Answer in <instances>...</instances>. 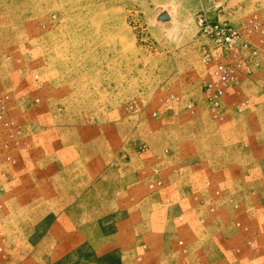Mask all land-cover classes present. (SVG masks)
<instances>
[{
    "label": "rangeland",
    "instance_id": "1",
    "mask_svg": "<svg viewBox=\"0 0 264 264\" xmlns=\"http://www.w3.org/2000/svg\"><path fill=\"white\" fill-rule=\"evenodd\" d=\"M216 61L234 78L212 108ZM92 160L128 169L127 211L162 231L140 264H264V0H0V264L115 263L38 246L58 167Z\"/></svg>",
    "mask_w": 264,
    "mask_h": 264
},
{
    "label": "crops",
    "instance_id": "2",
    "mask_svg": "<svg viewBox=\"0 0 264 264\" xmlns=\"http://www.w3.org/2000/svg\"><path fill=\"white\" fill-rule=\"evenodd\" d=\"M106 163V160H102L101 164L93 160L80 165L71 162L65 166L61 164L57 169L58 179L55 182L60 183L61 191L55 194L59 199L69 201L62 205V207L68 205V208L59 209V220H56L47 233L44 232L38 246L45 247L48 242L49 247L57 249L58 260L81 245H85L97 258L104 259L108 255H115L113 264H140L139 252L143 238L156 239L154 235L158 238L162 236V231L141 223L138 218L141 216L139 209L136 211L133 208L132 212L127 211L126 202L138 197L137 192L125 190L126 184L134 183V178L130 180L124 176L119 178L120 173L124 172L125 175L128 169L115 161L109 166ZM225 164H217L219 182L232 184L234 183L232 177L228 175H232L240 167ZM66 168H69V171H65ZM121 185H123L122 190L118 189ZM96 201H103L101 207L99 206V210L105 213L101 219L112 216L113 213H120L121 218L108 220L101 226L100 217L93 218L98 206ZM118 201H123V206L118 207ZM112 207L115 208L111 209ZM22 264H27L26 260ZM101 264L112 263L104 261Z\"/></svg>",
    "mask_w": 264,
    "mask_h": 264
},
{
    "label": "built area",
    "instance_id": "3",
    "mask_svg": "<svg viewBox=\"0 0 264 264\" xmlns=\"http://www.w3.org/2000/svg\"><path fill=\"white\" fill-rule=\"evenodd\" d=\"M195 19L199 30H201L202 33L210 36L215 43H217V40L230 42L231 33H229V29H227L225 25L209 23L202 12H199ZM233 78L234 75L231 73V71L226 70V67L223 65V63L217 64L216 61L211 74V79H208L204 84V89L208 95V100L210 101L212 108L219 106L218 103L223 93L224 86H226ZM156 184L159 186L161 182L156 181V183H152L150 186L153 187V185ZM166 201H169L168 197L166 198ZM178 243L181 244L182 241L180 240Z\"/></svg>",
    "mask_w": 264,
    "mask_h": 264
}]
</instances>
